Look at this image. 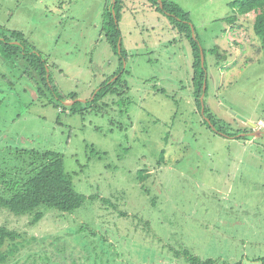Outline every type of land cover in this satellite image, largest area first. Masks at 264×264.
<instances>
[{
  "label": "rangeland",
  "instance_id": "rangeland-1",
  "mask_svg": "<svg viewBox=\"0 0 264 264\" xmlns=\"http://www.w3.org/2000/svg\"><path fill=\"white\" fill-rule=\"evenodd\" d=\"M173 1L204 46L226 51L224 62L208 56L205 102L244 135L203 123L189 42L148 0H125L119 23L129 91L96 102L120 63L103 30L112 0H0V27L23 34L54 85L45 90L27 61L0 54V197L19 190L37 150L61 152L84 195L80 207L49 209L36 223L0 205V226L20 234L0 246V264H190L187 254L262 264L264 134L253 137L250 125L264 120L256 13L229 24L218 19L230 0ZM71 93L76 111L59 98Z\"/></svg>",
  "mask_w": 264,
  "mask_h": 264
},
{
  "label": "trees",
  "instance_id": "trees-1",
  "mask_svg": "<svg viewBox=\"0 0 264 264\" xmlns=\"http://www.w3.org/2000/svg\"><path fill=\"white\" fill-rule=\"evenodd\" d=\"M152 8L158 12H163L168 16L173 29H176L181 35H185L189 42L191 53V80L193 93L197 110L201 113L202 103L201 97L204 93V85L206 82V90H208V63L209 55L217 57L218 62H224L227 58L226 51L222 50L220 45L215 44L213 47L203 45L198 27L194 24L191 13L184 10L177 2L173 0H162V6L159 0H148ZM125 0H112L104 15L103 30L105 31L106 39L112 46L113 51L119 55V67L113 73V76H108L101 84L96 92L92 102L99 101L108 94L122 95L129 91V82L123 78L125 73H130L124 68L127 51L122 42V32L120 21L122 19V11ZM230 11L218 21H224L229 24H234L239 20V17L255 12V20L253 23L254 33L260 40L261 49L264 51V0H230L227 3ZM18 42V43H17ZM120 43V47H119ZM201 49L204 51L205 61L202 63ZM0 54L7 59L22 58L27 61L30 71L34 74V78L39 82L45 90H54V85L50 80V71L47 60L36 52L33 47L23 38V34L19 31L7 32L0 27ZM37 75H35V73ZM119 77L113 80L114 76ZM64 107L69 105L67 100H73V104L69 107L72 110H77V105L80 101H74L77 94L71 93L68 95L59 96ZM205 102V97H204ZM205 115L214 124L217 131L211 128L209 122L203 119L211 130L224 136L234 137L245 130L231 131L232 125L225 119L218 117L211 112V108L205 102ZM247 138V137H241ZM164 154V153H163ZM32 169L29 170L24 181L20 182V188L10 198L0 197V205L10 209L16 214L30 213L33 216V223L42 219L49 209H54L63 213L69 212L80 207L84 202V195L78 192L73 184L72 177L65 169L64 156L61 152L55 150H37L32 154L31 164ZM20 234L6 226H0V246L7 240H16ZM187 260L190 264H215L218 260L206 259L201 260L196 256L187 254ZM264 264V257L254 258ZM223 264L227 262L222 261ZM232 264H243V260H239Z\"/></svg>",
  "mask_w": 264,
  "mask_h": 264
},
{
  "label": "water",
  "instance_id": "water-1",
  "mask_svg": "<svg viewBox=\"0 0 264 264\" xmlns=\"http://www.w3.org/2000/svg\"><path fill=\"white\" fill-rule=\"evenodd\" d=\"M160 3H161V6H162V0H159ZM18 43V42H17ZM119 47H120V43H119ZM201 58H202V63L204 64V61H205V56H204V51L203 49H201ZM205 90H206V82H205V85H204V93H205ZM203 93L202 97H201V103H202V111L201 113L204 115L205 119L209 122V124L211 125V128L214 130V131H217L216 127L214 126V124L210 121V119L208 117H206L205 115V102H204V96L205 94ZM250 125L251 127H255V124L253 122H250ZM222 135H226L222 132H220ZM245 133H241L239 135H244ZM253 137H256L258 135H262L264 134L263 131H260V130H257L255 129V131L253 133H251Z\"/></svg>",
  "mask_w": 264,
  "mask_h": 264
},
{
  "label": "built area",
  "instance_id": "built-area-1",
  "mask_svg": "<svg viewBox=\"0 0 264 264\" xmlns=\"http://www.w3.org/2000/svg\"><path fill=\"white\" fill-rule=\"evenodd\" d=\"M254 124H255L254 129L264 131V120L260 119L257 122H255Z\"/></svg>",
  "mask_w": 264,
  "mask_h": 264
},
{
  "label": "crops",
  "instance_id": "crops-1",
  "mask_svg": "<svg viewBox=\"0 0 264 264\" xmlns=\"http://www.w3.org/2000/svg\"><path fill=\"white\" fill-rule=\"evenodd\" d=\"M229 2V1H228ZM216 17V16H215ZM217 19V18H216ZM200 29H203L201 26H199Z\"/></svg>",
  "mask_w": 264,
  "mask_h": 264
},
{
  "label": "clouds",
  "instance_id": "clouds-1",
  "mask_svg": "<svg viewBox=\"0 0 264 264\" xmlns=\"http://www.w3.org/2000/svg\"><path fill=\"white\" fill-rule=\"evenodd\" d=\"M255 130V129H254ZM264 132V131H263Z\"/></svg>",
  "mask_w": 264,
  "mask_h": 264
}]
</instances>
